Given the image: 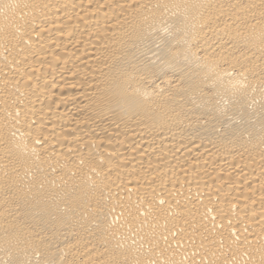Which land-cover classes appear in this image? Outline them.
<instances>
[{
    "label": "bare ground",
    "instance_id": "obj_1",
    "mask_svg": "<svg viewBox=\"0 0 264 264\" xmlns=\"http://www.w3.org/2000/svg\"><path fill=\"white\" fill-rule=\"evenodd\" d=\"M0 264H264V0H0Z\"/></svg>",
    "mask_w": 264,
    "mask_h": 264
}]
</instances>
